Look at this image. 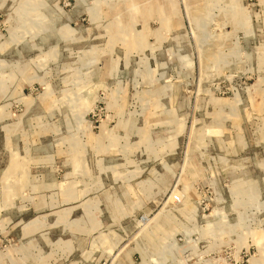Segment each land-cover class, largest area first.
<instances>
[{"label":"rangeland","instance_id":"obj_1","mask_svg":"<svg viewBox=\"0 0 264 264\" xmlns=\"http://www.w3.org/2000/svg\"><path fill=\"white\" fill-rule=\"evenodd\" d=\"M0 264H264V0H0Z\"/></svg>","mask_w":264,"mask_h":264}]
</instances>
